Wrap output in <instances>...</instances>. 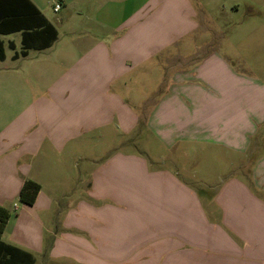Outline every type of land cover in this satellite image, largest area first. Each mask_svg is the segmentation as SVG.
Returning a JSON list of instances; mask_svg holds the SVG:
<instances>
[{
	"label": "crops",
	"instance_id": "1",
	"mask_svg": "<svg viewBox=\"0 0 264 264\" xmlns=\"http://www.w3.org/2000/svg\"><path fill=\"white\" fill-rule=\"evenodd\" d=\"M7 19H20L24 26L0 33V83L11 99L0 106V159L13 155L25 163L14 185L18 196L27 180L40 190L27 206L34 217H17L12 229L8 221L2 242L30 254L33 264L37 257L57 264H264V58L257 59L259 71L250 65L244 70L248 77L214 51L201 56L197 67L176 69L163 79L164 90L144 120L166 150L207 143L205 134L221 132L216 110L233 109L238 84L247 83L245 133L239 137L225 130L210 141L239 156L227 159L233 175L223 170L211 179L193 171L185 178L181 173L187 170L179 169L175 159L154 156L161 168L149 170L129 154H117L97 169L94 155L87 154L93 129H112V122L93 123L88 104L80 124L76 117L79 95L87 103L88 97L109 91L111 60L125 64L152 58L136 49L216 44L264 51V0H0V23L9 31L15 23L7 25ZM226 25L233 29L222 37ZM48 26L56 33L49 46ZM44 28V35H35ZM112 32L121 34L104 36ZM15 35L18 44L10 40ZM23 43L30 48L24 50ZM83 78L85 87L77 90L76 80ZM212 92L223 95L226 105ZM126 108L117 99V123L132 121ZM13 110L19 112L14 119ZM18 118L22 121L15 126ZM239 123L234 114L231 131ZM13 126L22 128V142L2 148L10 142L1 136ZM168 162L171 170H165ZM13 233L15 238L4 241Z\"/></svg>",
	"mask_w": 264,
	"mask_h": 264
},
{
	"label": "rangeland",
	"instance_id": "2",
	"mask_svg": "<svg viewBox=\"0 0 264 264\" xmlns=\"http://www.w3.org/2000/svg\"><path fill=\"white\" fill-rule=\"evenodd\" d=\"M79 17H76L78 19ZM238 18V17H237ZM233 27L228 25L223 26L222 28V37L227 36L231 33ZM80 34V33H79ZM119 32L104 33L110 38L118 39ZM163 39L166 38V34L163 33ZM208 35V34H207ZM10 40H14L17 44L19 43V37L17 35L10 37ZM161 40V39H159ZM216 44H213L212 47L205 48H183L178 45H172L170 47H155L152 49H136L140 51V55H147L152 53V58L147 59L143 58L141 63H113V60L108 64V73L110 74L109 83L107 84L109 91H100L99 95L93 97H88L86 103V98L84 96H78L77 100V121L80 124L85 119V106L89 105V110L86 114L92 116L93 123L101 122L103 120H110L112 123L110 127L112 129H97L94 128L92 133V150H88L87 154H93L95 157V167L102 168L106 167L107 163L114 162L117 158V154L125 155H134L137 156L141 162L142 168L155 170L159 169L156 167L160 164H157L158 160L154 158L157 157H166L170 159L177 160V165L179 169H186L187 171H182L181 175H184L187 178L193 171H197L200 175L204 177H209L211 179H216L218 173H223L222 171L228 172V174H236L235 168L229 166V158L238 159L233 155V150L224 149L220 145H216L210 141H215L212 138L219 139L217 137L225 130H229L230 133H237L239 137L245 133V121L248 122L249 126V88L248 84L241 82L238 84L237 98L233 103L234 108L229 112L226 109L224 111L216 110V119L218 121V126L221 129L220 133H214V130H211V133L205 134L207 138V143H190V144H178L174 147H170L169 150L163 148V146L156 141L154 136H152L148 129L145 127V118L147 117V111L151 108V103L154 102L155 98L159 96L161 90H164L165 84L162 87L164 81L171 75V73L176 69H189L197 67L202 61L200 58L203 55L216 52L218 53L229 66L239 74H245L248 76L247 70L250 68L253 71L256 70L255 67H258V58H264L263 49H249V48H234L232 46L224 47H215ZM111 54L115 55L116 49H110ZM6 53L11 54V51L6 48ZM190 57V58H188ZM229 58H231L229 60ZM189 59V60H188ZM117 76L118 80H112L111 78ZM242 76V75H239ZM249 77V76H248ZM77 90L85 87V78L78 79ZM5 83L2 81L0 83V106L4 103H10L11 99L5 97L4 91ZM84 90V89H83ZM243 91V93H241ZM150 92H153V96H148ZM79 93V91H78ZM119 93V94H118ZM218 92L210 93V96L216 95ZM219 104L225 106L226 98L223 95L217 94ZM120 99L126 105V114L132 119V121H126V123H120L115 118H113L114 106L117 101ZM62 102V101H61ZM60 102V103H61ZM62 105H64L62 103ZM64 107V106H63ZM14 112L10 113L11 116L16 117L19 112L13 110ZM116 114V113H115ZM234 114H237L240 120L243 121V124L239 123L241 127H234V131H231L230 127V118ZM88 115V116H89ZM208 118V115H207ZM22 118H18L15 122V126L20 124ZM227 123L221 125L220 123ZM9 129V131L4 133L1 136V140L4 138L10 142L7 145H4L2 148H8L12 144L22 142V128L19 126L17 128ZM99 128V127H98ZM92 129L88 128V132ZM189 134H192V128L188 130ZM9 133L12 136V139L9 137ZM81 129L79 128L78 135L80 136ZM90 134V133H88ZM89 136V135H88ZM79 137L77 143L82 144ZM76 145V152L80 151V145ZM89 145V146H90ZM231 146L230 144H228ZM14 151V150H13ZM90 152V153H89ZM20 152H16V155H19ZM11 158V159H10ZM9 159L1 160L0 159V200L3 202L4 208L8 209L10 212L8 229H12L15 226L17 217L28 216L30 211L26 205L22 204L18 199V186H14L16 183V177L19 178V172L24 171L25 163L23 161L13 160V155ZM161 162V161H159ZM238 163H240L238 161ZM170 162L166 166L165 170H171L173 168ZM16 174V175H14ZM21 179V178H19ZM8 185V187H5ZM14 205L17 207V210H14ZM31 217H34L31 214ZM10 237V239H9ZM14 237L13 235H5L4 241H11ZM58 261L50 262L49 258L37 257L36 264H57ZM60 263V262H59Z\"/></svg>",
	"mask_w": 264,
	"mask_h": 264
},
{
	"label": "trees",
	"instance_id": "3",
	"mask_svg": "<svg viewBox=\"0 0 264 264\" xmlns=\"http://www.w3.org/2000/svg\"><path fill=\"white\" fill-rule=\"evenodd\" d=\"M8 23H15L14 24L15 26H12V28L9 29L8 31V30H4L3 28L4 23L3 24L0 23V33L6 32V31L8 33V32H15L17 30H22V27L24 26V24H22L23 22L20 21V19H13V20L7 19V25ZM46 28L52 31L51 37L48 38L47 44L49 46L50 42H52L55 39L56 33L52 27L48 26ZM46 28H44L41 31H35L36 32L35 35H38V36L44 35V30ZM26 34L31 35V33L24 31L23 35H26ZM23 41H24V38H23ZM23 46H24V50L30 48L29 46H26V44L24 43H23ZM21 54L25 55V51H22ZM3 59H4V49H3V44L0 42V60H3ZM39 190H40V186L37 183L27 180L23 183L19 191L18 199L22 204L26 206H32L35 203ZM9 218H10L9 210L0 206V264H33L34 260L30 254L14 246L7 245L1 241L2 235L4 233L6 224L9 221Z\"/></svg>",
	"mask_w": 264,
	"mask_h": 264
},
{
	"label": "built area",
	"instance_id": "4",
	"mask_svg": "<svg viewBox=\"0 0 264 264\" xmlns=\"http://www.w3.org/2000/svg\"><path fill=\"white\" fill-rule=\"evenodd\" d=\"M59 8H60L59 5H56V6L54 7V11H55V12L58 11ZM13 209H14V210H17V207L14 205Z\"/></svg>",
	"mask_w": 264,
	"mask_h": 264
}]
</instances>
